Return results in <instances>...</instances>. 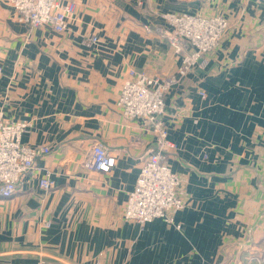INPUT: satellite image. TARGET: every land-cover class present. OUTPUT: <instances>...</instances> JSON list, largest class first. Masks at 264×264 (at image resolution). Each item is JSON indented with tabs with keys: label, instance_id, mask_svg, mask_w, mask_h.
I'll return each instance as SVG.
<instances>
[{
	"label": "crops",
	"instance_id": "obj_1",
	"mask_svg": "<svg viewBox=\"0 0 264 264\" xmlns=\"http://www.w3.org/2000/svg\"><path fill=\"white\" fill-rule=\"evenodd\" d=\"M71 1L57 32L20 22L0 0V111L27 123L22 143L50 146L41 169L0 196V264H264V0ZM166 12L228 20L185 74L160 33ZM130 70L175 80L163 115L184 203L173 223L123 217L156 146L147 120L117 106ZM95 141L116 158L110 172L85 166ZM43 168L50 190L37 182Z\"/></svg>",
	"mask_w": 264,
	"mask_h": 264
},
{
	"label": "built area",
	"instance_id": "obj_2",
	"mask_svg": "<svg viewBox=\"0 0 264 264\" xmlns=\"http://www.w3.org/2000/svg\"><path fill=\"white\" fill-rule=\"evenodd\" d=\"M17 14V19L30 27L49 25L62 32L72 18L76 4L63 0H7ZM168 27L161 30L174 52L180 55V74L190 71L204 56L220 43L228 28V20L220 14L199 13L161 14ZM98 41L92 35L89 43ZM1 71V67H0ZM173 77L159 78L143 72L130 70L123 81L117 98L120 112L129 119L143 118L155 136V148L149 151L140 166L135 186L125 202L123 217L143 224L156 217L173 223L172 211L184 206L179 194L180 179L168 163L169 154L175 148L168 138L167 126L163 120L165 112L164 94L174 82ZM201 95L204 93L201 91ZM25 121H6L0 111V196L11 197L27 174L33 175L36 159L49 153L50 146H30L21 142ZM116 163L115 156L100 141H95L90 149L85 166L107 173ZM38 185L44 190L54 186L49 169L38 172ZM48 225V223H47ZM180 228V224H175ZM33 264H48L38 259Z\"/></svg>",
	"mask_w": 264,
	"mask_h": 264
}]
</instances>
